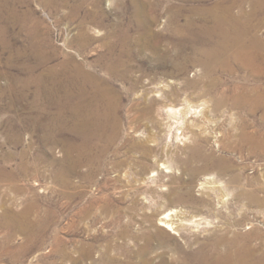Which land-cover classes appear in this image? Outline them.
I'll list each match as a JSON object with an SVG mask.
<instances>
[{"label": "rangeland", "instance_id": "374dc122", "mask_svg": "<svg viewBox=\"0 0 264 264\" xmlns=\"http://www.w3.org/2000/svg\"><path fill=\"white\" fill-rule=\"evenodd\" d=\"M220 2L264 38V0H0V264H264V75L203 64Z\"/></svg>", "mask_w": 264, "mask_h": 264}, {"label": "bare ground", "instance_id": "6f19581e", "mask_svg": "<svg viewBox=\"0 0 264 264\" xmlns=\"http://www.w3.org/2000/svg\"><path fill=\"white\" fill-rule=\"evenodd\" d=\"M233 8L234 3L227 4L220 2L213 8L207 9V15L204 14L210 18V21H208L209 25L206 24L203 29V32L208 39L207 43L210 46L203 51V55L208 59H206L207 61L203 64L208 69H216L218 66L228 67L230 62L235 61L245 70L249 71L252 76L258 77L262 81L264 75V38L260 35V29L256 25H253L251 21L255 10L250 14L246 11L237 14L234 12ZM261 87L262 86H258L256 88L259 89ZM52 97L54 101L57 98L55 95ZM70 99L71 98L68 95L67 102H69ZM247 100L256 106L264 104V92L258 95L255 99L254 95L249 96V98L247 97ZM60 102L62 103V100ZM68 108L69 111L61 107L56 118L62 120L65 116L67 117V114H69L70 119L73 121L84 118L85 115L88 116L89 119L90 115L83 114L82 110L78 111L75 105H69L68 103ZM3 174V179L5 178L4 180L9 178L12 179L13 174L11 172L3 169ZM26 213H29V208L26 210ZM161 226L169 231L177 232L175 229H177L178 225L172 221L170 213L161 220ZM22 228L26 229L24 226ZM242 260L243 263L246 261L245 255L242 256Z\"/></svg>", "mask_w": 264, "mask_h": 264}]
</instances>
